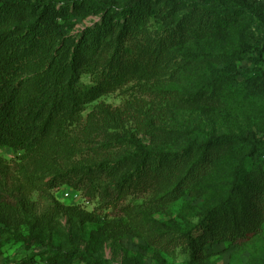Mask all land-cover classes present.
<instances>
[{
	"label": "rangeland",
	"instance_id": "obj_1",
	"mask_svg": "<svg viewBox=\"0 0 264 264\" xmlns=\"http://www.w3.org/2000/svg\"><path fill=\"white\" fill-rule=\"evenodd\" d=\"M239 4L244 11L237 20L214 18L202 26L207 38L170 48L157 77L134 79L86 105L64 139L51 138L52 147L34 155L0 152V264H42L68 253L77 257L62 264H264V235L242 247L206 245V259L192 257L187 242L207 211L227 200L242 155L235 147L211 146L206 157L213 162L210 174L172 201L166 197L176 184L168 178L144 180L139 186L127 182L120 188L109 185L117 172L82 191L48 184L59 170H87L104 162H121V178L141 160L128 141L149 151L181 153L192 162L206 143V133L262 136L264 114L259 109L264 97L258 103L234 98L253 90L242 83L264 90V6ZM72 11L51 17L64 25L66 34L98 20L97 15ZM168 21L153 20L150 30L166 29ZM28 23L19 20L15 25ZM9 29L0 28V33ZM133 41L128 35L126 46L133 48ZM70 45L71 40L66 49ZM218 75L223 81L217 82ZM82 82L91 79L83 76ZM217 83L216 94L201 100Z\"/></svg>",
	"mask_w": 264,
	"mask_h": 264
},
{
	"label": "trees",
	"instance_id": "obj_2",
	"mask_svg": "<svg viewBox=\"0 0 264 264\" xmlns=\"http://www.w3.org/2000/svg\"><path fill=\"white\" fill-rule=\"evenodd\" d=\"M232 1L0 0V28L11 27L0 33V150L23 155L45 151L52 147L53 136L60 140L66 137L86 105L117 92L134 79L149 81L157 77L161 60L170 48L207 38L209 33L202 26L214 18L237 20L244 11L240 2L264 6V2L252 0ZM70 10L97 15L98 20L75 34H66L64 25L55 19ZM179 12L182 13L178 15ZM51 17L55 19L51 21ZM19 20L30 23L17 28L15 23ZM153 20H169V26L152 32L149 25ZM128 35L134 40L133 48L125 44ZM69 40L71 45L66 49ZM83 76H89L91 82H82ZM217 77V82L223 81L220 75ZM249 83L240 86L253 90L234 100L258 103L264 97V90L259 92L256 83ZM218 87L217 83L211 93H204L200 99L215 95ZM232 92L229 99L233 98ZM262 108L260 114H264ZM205 139L198 159L192 162L183 159L181 153L149 151L128 141L140 153L141 160L121 178V162H104L87 170L74 166L54 174L49 188L67 185L82 191L85 185L97 186L102 177H113L118 172L110 178L109 185L123 188L127 182L139 186L144 180H174L176 186L166 197L172 201L210 174L213 162L206 157L211 146L235 147L242 155L233 170L227 200L207 211L197 229L187 235L192 257L206 259V245L228 243L242 247L264 235V130L262 136L206 133ZM183 166L186 170L178 176ZM3 168L0 165V172ZM1 200L0 196V203ZM76 257V253L63 254L42 264H62Z\"/></svg>",
	"mask_w": 264,
	"mask_h": 264
},
{
	"label": "built area",
	"instance_id": "obj_3",
	"mask_svg": "<svg viewBox=\"0 0 264 264\" xmlns=\"http://www.w3.org/2000/svg\"><path fill=\"white\" fill-rule=\"evenodd\" d=\"M252 1L257 2V3H262V2H264V0H252ZM0 152H1V150H0ZM67 196H69L68 193L66 194V197H67ZM11 264H19V263H17V262H12Z\"/></svg>",
	"mask_w": 264,
	"mask_h": 264
}]
</instances>
